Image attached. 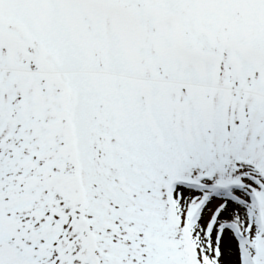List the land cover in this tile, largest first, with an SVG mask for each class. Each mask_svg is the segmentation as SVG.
<instances>
[{"label": "snow or ice", "instance_id": "6c2138e0", "mask_svg": "<svg viewBox=\"0 0 264 264\" xmlns=\"http://www.w3.org/2000/svg\"><path fill=\"white\" fill-rule=\"evenodd\" d=\"M0 264H264V0H0Z\"/></svg>", "mask_w": 264, "mask_h": 264}]
</instances>
